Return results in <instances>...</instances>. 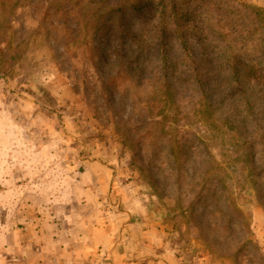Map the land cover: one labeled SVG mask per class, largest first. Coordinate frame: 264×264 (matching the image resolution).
<instances>
[{
  "label": "rangeland",
  "instance_id": "374dc122",
  "mask_svg": "<svg viewBox=\"0 0 264 264\" xmlns=\"http://www.w3.org/2000/svg\"><path fill=\"white\" fill-rule=\"evenodd\" d=\"M87 159L176 264H264V0H0V264L85 227Z\"/></svg>",
  "mask_w": 264,
  "mask_h": 264
},
{
  "label": "crops",
  "instance_id": "0c3cea01",
  "mask_svg": "<svg viewBox=\"0 0 264 264\" xmlns=\"http://www.w3.org/2000/svg\"><path fill=\"white\" fill-rule=\"evenodd\" d=\"M86 172L82 178V186L88 197L80 202L84 205L87 219L85 227L75 228L71 236L60 235L48 238L36 237L34 242L19 238V264H176L174 256L169 252L161 251L162 239L156 227H150L147 215L140 213L137 207L131 206L124 211L113 205H102L107 193H111L113 171L101 160L87 159ZM106 184V185H105ZM85 186V187H84ZM109 186V187H108ZM116 206V205H114ZM117 207V206H116ZM262 210V209H261ZM259 210L262 214L263 210ZM113 212L112 220L111 216ZM264 213V212H263ZM126 217L125 226L120 224V218ZM264 225V214L261 216ZM147 225L149 226L147 228ZM135 228L126 239L118 236L119 232ZM156 229V230H155ZM133 235V236H132ZM122 240V241H121ZM258 240L264 246L263 233ZM43 242H47L42 246ZM9 242L1 241L0 254L9 256L12 248ZM18 246V245H17ZM34 254V255H32ZM215 264H232L230 262ZM177 263V264H178Z\"/></svg>",
  "mask_w": 264,
  "mask_h": 264
},
{
  "label": "trees",
  "instance_id": "16d2710c",
  "mask_svg": "<svg viewBox=\"0 0 264 264\" xmlns=\"http://www.w3.org/2000/svg\"><path fill=\"white\" fill-rule=\"evenodd\" d=\"M166 63V62H165Z\"/></svg>",
  "mask_w": 264,
  "mask_h": 264
}]
</instances>
